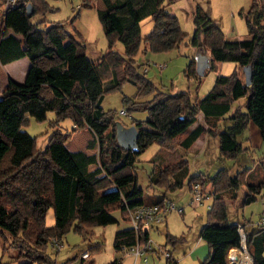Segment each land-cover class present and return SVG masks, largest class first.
<instances>
[{"label":"trees","instance_id":"1","mask_svg":"<svg viewBox=\"0 0 264 264\" xmlns=\"http://www.w3.org/2000/svg\"><path fill=\"white\" fill-rule=\"evenodd\" d=\"M103 1L104 8L97 10V16L107 48L97 60L87 57L81 36L77 32L73 36L66 29L78 12L69 21L48 25L42 20L31 21L33 15L49 9L46 0H14L9 4L8 9H18L27 20L21 36L7 32L4 20L0 25V62L23 56L29 59L24 79L8 78L0 94L1 249L3 252L12 246L17 264H58L46 251L52 238L60 242L70 228L81 233L91 225L116 223L112 213L116 209L126 220L127 206L160 202L165 192L181 188L189 172L188 160L183 156L150 172L149 185L164 193L143 197L135 159L150 144L186 152L198 139L210 135L218 139L220 155L234 158L242 150L237 135L249 122L264 136V0H250L243 13L248 30L245 38H227L209 13L196 5L192 43L207 53L209 67L215 62L233 61L238 68L227 75L217 74L211 88L195 101L186 91L158 90L133 57L141 39L144 49L152 51L169 50L184 39L176 15L165 8L164 0ZM27 3L32 5L29 15L25 11ZM90 6L91 0L80 3V7ZM145 17H150L153 25L142 38L139 23ZM116 40L123 44L122 53L114 47ZM248 64L251 79L245 84L242 67ZM185 71L200 77L195 72V60ZM124 81L134 84L139 94L152 93L150 99L142 101L123 97L125 112H147L145 118L130 122L138 131L136 152L118 144L114 115L101 106L103 95ZM241 97L244 100L238 103ZM48 111L55 113L49 122L53 130L44 148H40L36 136L21 128L29 123V116L42 121ZM199 113L203 123H197ZM65 118L72 121L69 130L60 129L59 123ZM221 119L230 123L218 130ZM83 127L91 133L86 148L97 146L96 152L66 147L71 135ZM195 182L212 198L206 222L198 231L209 253L199 264H228L226 256H230L231 247H239L241 236L236 222L228 219L224 194L244 185L241 203H250L264 188V178L252 181L248 168L232 175L220 168L211 176L190 175L186 180L190 190ZM49 208L54 214L51 226L45 224ZM138 234L146 240L149 230ZM244 234L252 264H264V226L244 229ZM165 238L172 245L180 240L167 232ZM134 242L135 231L129 224L115 230V250ZM76 257L59 264H68ZM107 264L122 263L115 257Z\"/></svg>","mask_w":264,"mask_h":264},{"label":"rangeland","instance_id":"2","mask_svg":"<svg viewBox=\"0 0 264 264\" xmlns=\"http://www.w3.org/2000/svg\"><path fill=\"white\" fill-rule=\"evenodd\" d=\"M0 1V9L2 10L4 0ZM46 1L49 9L44 13L33 15L30 18L31 21L42 20L41 23L44 22L47 25L59 21H69L78 12L72 24H67L68 29L67 27L66 29L72 33L74 30L79 32L81 30L85 39L86 52L90 59L95 58L96 52L104 53L106 51L107 39L96 16L95 0H91L90 7H80L82 0ZM163 4L171 14L176 15L181 30L185 33L184 39L177 46L163 51H152L148 47L144 49L143 39H141L139 48L133 57L140 64L141 71L145 70V77L150 79L158 90L169 93L186 91L190 100L195 101L211 88L217 74L227 75L236 66L233 61L215 62L214 67H207L204 74L198 78L186 74L185 70L190 62L195 60L198 53L201 52V49L192 43L195 27L193 13L196 5L199 4L209 13L227 38H245L248 37V30L243 13L248 9L250 0H164ZM79 18L81 19L80 23L78 22ZM3 19V15L0 14V22ZM152 25L153 22L150 17L144 18L140 24L142 38L149 33ZM114 47L120 53L123 52V44L119 40L115 41ZM124 96L134 101H142L150 99L152 93L139 94L134 84L124 81L118 88H114L103 95L101 106L105 111H112L115 120L121 121L123 125H130L132 119H143L147 116L145 110L121 112V109L126 110L127 107V103L123 101ZM243 100L244 97H241L238 102ZM54 118L55 113L53 111H48L46 118L42 121H36L29 116V123L21 129L36 136L37 146L44 148L53 130L49 126V122ZM197 123H203L201 113L198 115ZM229 123L225 119L219 120L218 130H223ZM59 126L61 130H69L72 121L65 118L59 123ZM250 126L237 135L242 150L234 158L220 155L218 139L210 135L205 137V141L202 139L197 141L186 152L180 148L167 150L157 143L150 144L135 159L137 184L143 189V197L164 193L163 189L149 185L148 176L154 169L157 170L166 163L177 161L182 156L188 160V177L198 173L211 176L220 168L226 169L232 175L240 169L248 168L251 171L252 181L256 182L264 178V136L260 135L254 123L250 122ZM84 137L85 134L78 129L66 143L71 142L79 145ZM203 147L206 148V152L199 151ZM89 151L96 152L97 146ZM187 178L181 188L165 192L166 199L172 201L176 209L167 211L165 220L149 229V237L153 241V246L161 244L170 249L173 257L177 259V264H199L209 253V246L207 242L198 237V231L206 222L207 211L212 198L203 192L200 201L192 200V191L186 183ZM244 193L245 186L242 185L236 190L224 194L228 219L230 221L238 220L244 223V226L248 224L253 227L257 226L254 222L264 211V188L256 194L255 200L247 204L241 203ZM177 208H181V211ZM112 213L117 218L116 223L91 225L81 233L70 228L61 238L59 250H55L47 244L46 251L55 258L58 264L73 253L85 249H89L90 252L89 264H107L115 257L120 259L122 264H166L165 257L153 251L147 253V260L138 259L134 261L128 251L124 249L115 250L113 248L114 232L118 227L126 225L127 222L122 218L118 209L113 210ZM53 223V210L49 208L45 215V224L51 226ZM244 229H248V226H245ZM244 229L243 236H245ZM165 232L180 238V240L172 245L166 241ZM243 252L249 255L246 244ZM15 253L16 250L12 246H8L2 252L0 237V264H17L18 260L15 258ZM226 260L228 264H232L230 256L227 255Z\"/></svg>","mask_w":264,"mask_h":264},{"label":"built area","instance_id":"3","mask_svg":"<svg viewBox=\"0 0 264 264\" xmlns=\"http://www.w3.org/2000/svg\"><path fill=\"white\" fill-rule=\"evenodd\" d=\"M12 2H14V0H4V12L7 11L9 4ZM121 112L124 113V109H121ZM191 191L192 200L200 201L203 197V193L198 182H195L192 185ZM171 209H176V207L172 201L167 200L166 198H162L160 202L156 203H141L133 206H127L126 222L135 231V242L129 246L122 245L121 249H124L131 253L134 261L138 259L147 260V253L149 251H153L163 255L165 257L166 264H177V259L173 257L170 249L166 248L164 245L161 244L153 246V241L149 236L146 240H141L138 234V232H141L143 230H149L151 227L157 225L160 222H163L165 220L166 212ZM177 209L181 211V208ZM235 222L237 226V231L239 232L240 236L243 235V224L239 221ZM254 223L257 226H264V211ZM49 245L55 250H59L61 247V243L57 238H52L49 242ZM89 258V249H85L78 252L77 257L68 264H89Z\"/></svg>","mask_w":264,"mask_h":264},{"label":"crops","instance_id":"4","mask_svg":"<svg viewBox=\"0 0 264 264\" xmlns=\"http://www.w3.org/2000/svg\"><path fill=\"white\" fill-rule=\"evenodd\" d=\"M0 4H1V1H0ZM3 7H4V2H3ZM94 8L96 9V16H97V10L104 8V1L103 0H95ZM0 14H2L3 17H4L3 20H4V23H5V26H6L5 29H6L7 32H13V33L17 34L18 36H21L25 32L28 24H27V20H26L24 14L21 11H19L18 9H8L6 12H4L3 9L2 10L0 9ZM80 17L82 18L81 15H80ZM143 20L144 19H142L140 21L139 26H140V24H141V22ZM78 22L79 23L81 22V19L80 18L78 19ZM0 25H1V22H0ZM43 25H45V23ZM67 29H68V27H67ZM15 30H17V31H15ZM76 32H77V34H79L81 36V38L83 39V43H84L85 42V39L83 38V34H82L81 30H80V32L77 31V30H74L73 33L72 32H69V33L71 35H73V36H76ZM85 53L87 55L86 45H85ZM101 55H102V53L100 51L98 53L96 52L95 53V58L92 59V60H97ZM28 66H29V59L26 56L20 57L18 59L9 61V62L4 63V64L0 62V94H1V91L3 90V88L5 87L8 78H13V79H15L17 81H22L24 79L25 75H26ZM235 68H238V66L236 65ZM237 102H238V100H237ZM238 103H240V102H238ZM249 126H250V122L248 123L247 127H249ZM250 128H252V126H250ZM79 130H81V133H84L85 134V137L83 138L82 142L79 145L73 144L71 142L65 143V145H66V147L68 149L73 150V151H75V150H84L86 152H90L86 148L87 138H89L90 135H91L90 130L88 129V127H84V128L79 129ZM199 140H201V139H198L197 141H199ZM202 140L205 141L206 138H203ZM199 151L200 152H206V148L203 147V149H201ZM91 166L94 167V165H90V167ZM157 195H162V194H157ZM205 195H207V194H205ZM150 196H154V195H150ZM164 198H166L165 195H164ZM242 224H243V227L244 228H245V226H248V229H245L246 231H251V230H253V229H255L257 227V226H254L253 227L251 224H248V225H245V226H244V223H242ZM231 248H233V247H231ZM77 253L78 252H75L71 256L77 255ZM71 256H69V257H71ZM69 257H67V258H69Z\"/></svg>","mask_w":264,"mask_h":264},{"label":"water","instance_id":"5","mask_svg":"<svg viewBox=\"0 0 264 264\" xmlns=\"http://www.w3.org/2000/svg\"><path fill=\"white\" fill-rule=\"evenodd\" d=\"M25 11L26 14L29 15L32 12V5L30 3H27L25 5ZM209 57L207 56L206 52L201 51L198 53L196 59H195V72L198 76H201L204 74L205 69L209 67ZM242 71L244 73V82L245 84L250 83L251 79V65H244L242 67ZM115 135L118 144L124 148H129L132 151H138V144H137V135L138 131L134 124L130 125H123L121 121L116 120L115 121ZM245 236L241 235L240 245L239 247H242V245L245 248Z\"/></svg>","mask_w":264,"mask_h":264},{"label":"bare ground","instance_id":"6","mask_svg":"<svg viewBox=\"0 0 264 264\" xmlns=\"http://www.w3.org/2000/svg\"><path fill=\"white\" fill-rule=\"evenodd\" d=\"M242 250H240V249ZM233 247L230 254V261L232 264H252L251 257L244 253L245 250L244 246L242 247Z\"/></svg>","mask_w":264,"mask_h":264}]
</instances>
